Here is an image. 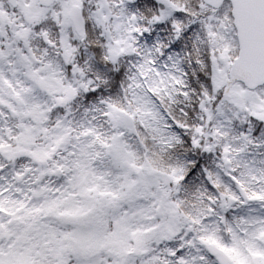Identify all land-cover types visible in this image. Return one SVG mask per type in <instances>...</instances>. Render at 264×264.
Wrapping results in <instances>:
<instances>
[{
  "label": "snow or ice",
  "instance_id": "6c2138e0",
  "mask_svg": "<svg viewBox=\"0 0 264 264\" xmlns=\"http://www.w3.org/2000/svg\"><path fill=\"white\" fill-rule=\"evenodd\" d=\"M0 264H264V0H0Z\"/></svg>",
  "mask_w": 264,
  "mask_h": 264
}]
</instances>
